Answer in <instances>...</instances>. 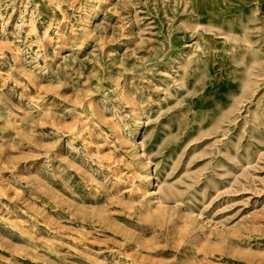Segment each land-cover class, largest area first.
I'll list each match as a JSON object with an SVG mask.
<instances>
[{
	"label": "rangeland",
	"instance_id": "1",
	"mask_svg": "<svg viewBox=\"0 0 264 264\" xmlns=\"http://www.w3.org/2000/svg\"><path fill=\"white\" fill-rule=\"evenodd\" d=\"M0 264H264V0H0Z\"/></svg>",
	"mask_w": 264,
	"mask_h": 264
},
{
	"label": "bare ground",
	"instance_id": "2",
	"mask_svg": "<svg viewBox=\"0 0 264 264\" xmlns=\"http://www.w3.org/2000/svg\"><path fill=\"white\" fill-rule=\"evenodd\" d=\"M141 119V118H140ZM142 121V120H141ZM140 120H139V123H142ZM143 124V123H142ZM138 126H139V124H138ZM145 188V187H144ZM120 189L121 188H118L116 191H120ZM133 189H138V186L136 185V186H134V188ZM140 192L138 191V192H136L135 194H133V192L132 191H130V194H132V195H134V199L135 200H138L140 197H141V195L139 194ZM103 199H105V200H107V199H110L109 201H106V202H108V204H111L112 203V198H110L109 196H103V198L101 199V200H103ZM144 201L142 200L141 202H140V205H139V208H142L143 207V205H144ZM160 203H161V200H160ZM106 210H108V209H106ZM119 262V261H118Z\"/></svg>",
	"mask_w": 264,
	"mask_h": 264
}]
</instances>
